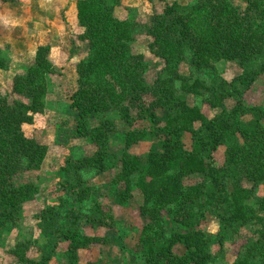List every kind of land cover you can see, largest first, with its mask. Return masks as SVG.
Listing matches in <instances>:
<instances>
[{
  "label": "trees",
  "instance_id": "1",
  "mask_svg": "<svg viewBox=\"0 0 264 264\" xmlns=\"http://www.w3.org/2000/svg\"><path fill=\"white\" fill-rule=\"evenodd\" d=\"M122 1L75 0L77 36L87 48L76 62L77 84L67 90L72 121L59 125L58 141L75 148L71 141L84 139L92 152H72L60 164L57 200L36 214L42 241L16 239L8 253L17 264H80L83 250L111 242L88 229L120 223L101 197L127 207L136 188L144 219L134 257L139 264H212L252 223L258 226L254 235L243 238L230 264H264V195L258 192L264 185V105L246 98L264 80V0H175L160 8L152 0L144 23L131 10L118 15ZM138 31L164 60L152 80L145 56L132 47ZM51 52V44L38 45L34 62L15 75L13 88L23 98L0 95V235L23 226L25 202L37 193L33 181L17 177L37 170L48 150L24 125L43 110ZM219 60L236 62L240 72L225 78L215 65ZM9 66L0 47V69ZM188 96L202 97L214 114ZM116 133L124 144L113 150ZM140 143L149 144L144 154L131 150ZM112 170L106 193L100 191L94 179ZM207 214L219 221L215 235L200 228Z\"/></svg>",
  "mask_w": 264,
  "mask_h": 264
},
{
  "label": "rangeland",
  "instance_id": "2",
  "mask_svg": "<svg viewBox=\"0 0 264 264\" xmlns=\"http://www.w3.org/2000/svg\"><path fill=\"white\" fill-rule=\"evenodd\" d=\"M155 1V4L160 8L166 3H171L175 0ZM177 1L188 5L194 2V0ZM19 2L20 0L16 2H0V14H2L5 3ZM59 4V9H55L54 7L46 9L50 15V17L46 15V17L51 18V23L54 26L48 23L51 25L46 24L47 26L38 28L36 27L37 24H34L33 21H30L28 24L26 21L24 24H13L14 26H10L12 30L3 31L0 28V47L10 58L11 65L8 69H0V95L8 96L9 100L23 98L22 94L13 88V79L17 73H23L34 62L35 50L38 44L48 43L52 45L51 56L53 61L51 72L46 75L45 83L43 84V110L41 113L36 114L33 124L24 125L25 132L29 136L35 135L39 139L44 140L48 146V150L37 170L25 172L17 177V181L19 182L33 181L37 188V193L32 199L25 202L23 226H10L6 232L0 235V264H17L15 263V258L7 251L15 243L16 239L31 237L42 241L39 229L37 228L36 214L45 205L56 202L57 193L55 190L60 178V164L63 163L66 155L72 152L74 155H78L82 151H85V153L92 152V146L84 139H74L71 141L70 144H75V148L63 146L58 141L59 125L64 120L71 119L70 113L67 110L69 102L67 90L75 88L77 84L76 62L85 56L87 48L86 43L79 41L77 36L80 31L77 8H74L71 2L66 7H64L62 2H59ZM153 6L152 0H123L116 12L121 17H127L131 10L136 14L139 21L144 23L149 20ZM54 20H59V24L54 23ZM64 24H66V28ZM132 47L135 52H140L145 56L147 60V78L152 80L156 76V73L164 66V60L151 50L150 38L143 31L135 33ZM72 52H75L74 55L72 54L73 57L70 56ZM215 65L227 79H231L240 72L238 64L233 61L219 60L215 61ZM180 71L186 73L188 71L187 66L182 64ZM201 98L188 96L191 104L200 103L204 112L212 116L215 111L209 109L206 103H202ZM246 98L249 103L264 105V80L258 81L253 89L248 92ZM229 104H232V102L229 101ZM190 139V135L186 134L185 140L187 143L190 142ZM123 144V136L117 133L111 135V149L117 150ZM148 148V143H140L134 145L131 150L138 154H144ZM224 149L225 147L221 146L215 154L218 162L223 160ZM113 175L114 172L112 170L94 179V182L99 185L100 191L106 193V187L111 182ZM194 180L191 179L189 182H193ZM247 185L250 186L251 184L247 183ZM258 192L260 195H264V185L259 187ZM101 201L104 202L107 208L112 207V211L116 218L120 220V223L112 229L106 227L88 229L90 233L109 235L111 242L106 245H93L83 250L81 252L80 264H87L89 260L93 259H99L103 263L108 264H139V261L134 259V257L139 248V235L144 221L139 211V206L142 203L140 191L136 188L134 189L133 197L130 199L129 206L127 207L113 204L108 195L101 197ZM257 227L253 223L243 227L241 235L243 237L234 243L227 242L225 244V256L217 259L212 264H230L233 262L242 247L243 238L253 236L254 229ZM200 228L207 235H215L219 230V221L207 214L206 218L201 222ZM27 230L30 231L28 232ZM217 249V245L212 247L213 251H217Z\"/></svg>",
  "mask_w": 264,
  "mask_h": 264
},
{
  "label": "crops",
  "instance_id": "3",
  "mask_svg": "<svg viewBox=\"0 0 264 264\" xmlns=\"http://www.w3.org/2000/svg\"><path fill=\"white\" fill-rule=\"evenodd\" d=\"M59 2H62L64 7L68 6V4L71 2V5L73 4V7L76 8L75 0H20L19 3H5V5L3 6L2 14H0V28L3 31L12 30L10 26L18 25V23L24 24L26 21L27 24L30 21H33L34 24H37L36 27L38 28H43L51 24L53 25V23H51V18L46 17V15H49V11L47 12L46 9L49 7L59 9ZM54 21V23H56L57 25L60 22L59 20ZM64 25L66 28V24Z\"/></svg>",
  "mask_w": 264,
  "mask_h": 264
}]
</instances>
